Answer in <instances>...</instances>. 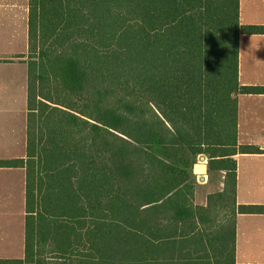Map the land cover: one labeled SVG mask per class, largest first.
I'll list each match as a JSON object with an SVG mask.
<instances>
[{"label": "trees", "instance_id": "obj_1", "mask_svg": "<svg viewBox=\"0 0 264 264\" xmlns=\"http://www.w3.org/2000/svg\"><path fill=\"white\" fill-rule=\"evenodd\" d=\"M29 2L27 155L0 161L26 170L25 257L0 264H106L149 242L150 262L191 244L236 264L237 214L264 213L236 200L234 156L263 152L238 140L239 95L264 94L240 84L239 43L264 26L241 25L240 0ZM201 154L226 172L217 235L196 233L213 221L194 203Z\"/></svg>", "mask_w": 264, "mask_h": 264}, {"label": "crops", "instance_id": "obj_2", "mask_svg": "<svg viewBox=\"0 0 264 264\" xmlns=\"http://www.w3.org/2000/svg\"><path fill=\"white\" fill-rule=\"evenodd\" d=\"M29 1L0 0V161L27 155L28 65L22 56L28 53ZM239 19L243 26H264V0H240ZM239 50L240 84L264 86V34H241ZM238 140L241 145L255 146L263 152L234 156L237 205H264V94L239 95ZM220 173L223 191L226 172ZM26 214L25 168L0 166V259L25 257ZM197 222V234L204 228L217 235L216 227L208 230ZM236 223L235 263L264 264V213H238ZM189 236L185 238L189 240ZM186 239L177 236L176 241ZM184 250L192 254L170 257L162 253L154 263L209 264L214 260L216 264L219 260L224 264L223 257L212 255L206 261L199 260L198 245L190 244Z\"/></svg>", "mask_w": 264, "mask_h": 264}, {"label": "rangeland", "instance_id": "obj_3", "mask_svg": "<svg viewBox=\"0 0 264 264\" xmlns=\"http://www.w3.org/2000/svg\"><path fill=\"white\" fill-rule=\"evenodd\" d=\"M25 60H28L27 57L24 58ZM243 141V138H242ZM205 156L206 163L210 166V158L207 157L206 155H199L197 163L200 162V157ZM222 175L220 171L213 169L211 173H209L207 176H204V180L201 179V176L197 175V185L195 189V198H194V203L195 205H204L206 206L208 203H210V206L212 205L211 212L209 214L210 219H212V222L207 223V227L209 228L208 230L213 229L215 219H216V212L219 213V220H222L223 217L225 216L224 211L216 210L218 206L221 205L220 202V187L221 185V180ZM225 188V187H224ZM228 195H224V197L221 199L223 202L225 198H227ZM218 204L215 206V203ZM154 245H152L150 242L149 243H143L140 244V246H134L131 245V243H127L125 247L119 248L120 250L115 251L113 253V256L111 259L112 261L107 258L105 261L106 264H155L154 260L153 261H148L146 259L147 255H149L152 252H156L155 248H153ZM137 248V249H135ZM159 249V255L162 253L165 254V249L166 245H160L158 247ZM167 253V252H166ZM11 254V253H9Z\"/></svg>", "mask_w": 264, "mask_h": 264}, {"label": "water", "instance_id": "obj_4", "mask_svg": "<svg viewBox=\"0 0 264 264\" xmlns=\"http://www.w3.org/2000/svg\"><path fill=\"white\" fill-rule=\"evenodd\" d=\"M209 171V165L206 163L205 157L202 156L200 162L196 163L194 166V173L204 178V176L208 175Z\"/></svg>", "mask_w": 264, "mask_h": 264}, {"label": "built area", "instance_id": "obj_5", "mask_svg": "<svg viewBox=\"0 0 264 264\" xmlns=\"http://www.w3.org/2000/svg\"><path fill=\"white\" fill-rule=\"evenodd\" d=\"M205 161H206V159H205ZM201 179L204 180V178H202V176H201Z\"/></svg>", "mask_w": 264, "mask_h": 264}]
</instances>
